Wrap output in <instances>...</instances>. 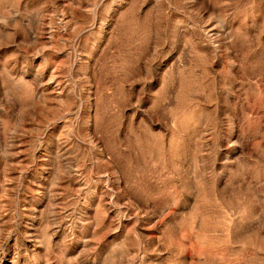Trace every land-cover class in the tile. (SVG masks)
Masks as SVG:
<instances>
[{
	"label": "rangeland",
	"instance_id": "374dc122",
	"mask_svg": "<svg viewBox=\"0 0 264 264\" xmlns=\"http://www.w3.org/2000/svg\"><path fill=\"white\" fill-rule=\"evenodd\" d=\"M0 264H264V0H0Z\"/></svg>",
	"mask_w": 264,
	"mask_h": 264
},
{
	"label": "bare ground",
	"instance_id": "6f19581e",
	"mask_svg": "<svg viewBox=\"0 0 264 264\" xmlns=\"http://www.w3.org/2000/svg\"><path fill=\"white\" fill-rule=\"evenodd\" d=\"M209 33V32H208ZM212 38V37H211ZM213 42V41H212ZM214 45V44H213Z\"/></svg>",
	"mask_w": 264,
	"mask_h": 264
}]
</instances>
